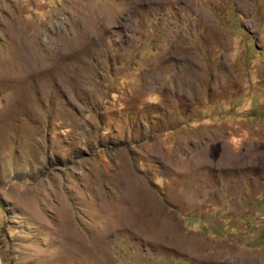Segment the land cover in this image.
<instances>
[{"label":"rangeland","instance_id":"rangeland-1","mask_svg":"<svg viewBox=\"0 0 264 264\" xmlns=\"http://www.w3.org/2000/svg\"><path fill=\"white\" fill-rule=\"evenodd\" d=\"M0 264H264V0H0Z\"/></svg>","mask_w":264,"mask_h":264}]
</instances>
